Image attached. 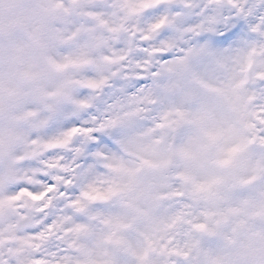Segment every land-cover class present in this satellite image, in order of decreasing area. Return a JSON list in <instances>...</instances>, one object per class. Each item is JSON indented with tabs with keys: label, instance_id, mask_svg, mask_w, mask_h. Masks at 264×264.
<instances>
[{
	"label": "clouds",
	"instance_id": "1",
	"mask_svg": "<svg viewBox=\"0 0 264 264\" xmlns=\"http://www.w3.org/2000/svg\"><path fill=\"white\" fill-rule=\"evenodd\" d=\"M0 264H264V0H0Z\"/></svg>",
	"mask_w": 264,
	"mask_h": 264
}]
</instances>
